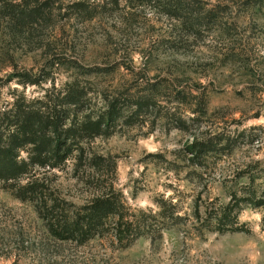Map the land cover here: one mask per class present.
I'll return each mask as SVG.
<instances>
[{
	"label": "rangeland",
	"instance_id": "obj_1",
	"mask_svg": "<svg viewBox=\"0 0 264 264\" xmlns=\"http://www.w3.org/2000/svg\"><path fill=\"white\" fill-rule=\"evenodd\" d=\"M82 1L88 6L78 16ZM6 2L0 0L2 102L39 99L78 81L101 109L102 98L131 90L138 78L162 80L154 92L162 108L145 123L86 139L85 156L116 161L112 183L131 210L159 214L158 200H174L189 220L126 248L107 237L61 240L35 202L18 199L0 180V264H264V0H28L42 5L46 20L27 27H12ZM172 5L184 8L182 17L168 14ZM75 64L104 71L91 75ZM28 73L49 79L25 85L20 76ZM201 142L210 149L193 161L191 146ZM78 156L39 176L53 195L82 205L95 190L89 168L76 170ZM234 193H254L261 202L242 203L234 229L220 234L215 220L205 222L208 209L229 204Z\"/></svg>",
	"mask_w": 264,
	"mask_h": 264
},
{
	"label": "trees",
	"instance_id": "obj_2",
	"mask_svg": "<svg viewBox=\"0 0 264 264\" xmlns=\"http://www.w3.org/2000/svg\"><path fill=\"white\" fill-rule=\"evenodd\" d=\"M21 1L23 4L15 0L5 4L12 27H27L46 20L42 5ZM86 6L87 1L75 4L78 16L85 13ZM167 11L172 17L180 18L184 8L172 5ZM88 19H94V15ZM61 57L62 54L57 59ZM75 65L91 75L104 71ZM20 77H25L24 83L29 86L49 79V76L35 78L29 73ZM161 81L143 83L138 78L131 90L102 98L105 105L101 109L97 104L92 106V99L78 81L60 90L48 91L39 99L30 100L20 95L5 102L0 100V180L18 199L35 202L36 212L48 231L61 240L83 243L107 237L118 248H126L143 237H160L170 226L189 220L179 213L174 200H158L159 214L131 210L112 183L117 171L116 161L103 155L85 156L86 139L111 136L120 124L145 123L148 114L162 108L160 99L154 95L163 86ZM185 127L187 123L180 117L178 129ZM191 147L193 161H201L210 144L201 142ZM22 153H27L26 157ZM76 153L79 154L76 170L89 168L88 182L95 190L82 205L53 195L49 180L39 176L40 170H63ZM260 202L254 193L249 198H238L234 193L229 204L208 209L205 222L215 220L219 233L225 234L234 229V212L242 203L259 205ZM196 205L195 215L200 220V206Z\"/></svg>",
	"mask_w": 264,
	"mask_h": 264
}]
</instances>
